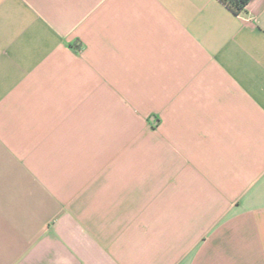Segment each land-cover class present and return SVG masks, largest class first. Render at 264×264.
I'll list each match as a JSON object with an SVG mask.
<instances>
[{
    "label": "crops",
    "instance_id": "obj_1",
    "mask_svg": "<svg viewBox=\"0 0 264 264\" xmlns=\"http://www.w3.org/2000/svg\"><path fill=\"white\" fill-rule=\"evenodd\" d=\"M0 264H264V0H0Z\"/></svg>",
    "mask_w": 264,
    "mask_h": 264
},
{
    "label": "trees",
    "instance_id": "obj_2",
    "mask_svg": "<svg viewBox=\"0 0 264 264\" xmlns=\"http://www.w3.org/2000/svg\"><path fill=\"white\" fill-rule=\"evenodd\" d=\"M235 13H243L252 0H221Z\"/></svg>",
    "mask_w": 264,
    "mask_h": 264
}]
</instances>
